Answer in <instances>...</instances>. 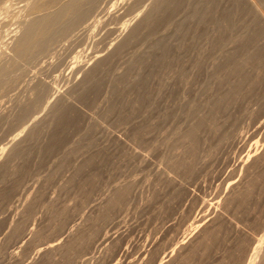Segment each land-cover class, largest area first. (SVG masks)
<instances>
[{"label":"rangeland","instance_id":"obj_1","mask_svg":"<svg viewBox=\"0 0 264 264\" xmlns=\"http://www.w3.org/2000/svg\"><path fill=\"white\" fill-rule=\"evenodd\" d=\"M263 25L264 0H0V264H264Z\"/></svg>","mask_w":264,"mask_h":264},{"label":"bare ground","instance_id":"obj_2","mask_svg":"<svg viewBox=\"0 0 264 264\" xmlns=\"http://www.w3.org/2000/svg\"><path fill=\"white\" fill-rule=\"evenodd\" d=\"M260 25H261V24H260ZM263 26H264V25H263ZM259 27H260V26H259ZM257 29H258L257 31H259V28H257ZM262 33H263V32H262ZM256 38H257V37H256ZM260 49H261V48H260ZM262 50H263V49H262ZM262 50H260V51L258 50L259 53H261ZM263 52H264V51H263ZM256 53H257V52H256ZM257 55H258V54H257ZM249 61H250V60H249ZM242 64H243V62H242ZM245 64H246V63H245ZM245 64H244V65H245ZM237 66H238V65H237ZM237 66H236V67H237ZM238 67H239V66H238ZM240 68H241V67H240ZM239 70H241V69H238V68H237V71H239ZM245 78H247V76H246V77H245V76L243 77V75H242V79L245 80ZM242 81H243V80H242ZM237 82H238V81H237ZM238 85H239V84H238ZM220 97L222 98V96H220ZM221 100H222V99H221ZM215 101H216V100H215ZM222 102H223V101H222ZM219 103H220V102H219ZM214 105H215V104H214ZM198 121H199V120H198ZM203 122H206V121H203ZM201 123H202V120H201ZM201 123H200V124H201ZM198 125H199V124H198ZM196 130H197V126L194 127V128H192V130H190V132H189L187 135H189L190 138H191V137L194 138V137L196 136V134H195V133H196ZM189 136H188V137H189ZM196 137H197V136H196ZM187 139H188V138H187ZM197 139H198V138H197ZM197 139H196V140H197ZM190 140H192V139H190ZM194 140H195V139H194ZM195 142H196V141H195ZM191 144H192V143H191ZM194 149H195V148H194ZM194 149H193V150H194ZM180 166H181V165H180ZM174 167H175V166H174ZM176 167L178 168V166H176ZM175 169H176V168H175ZM178 169H179V168H178ZM263 173H264V172H263ZM263 173H262V174H263ZM258 175H260V174H258ZM262 177H263V176H262ZM257 178H258V177H256V179H257ZM253 180H254V179H253ZM253 180H252V181H253ZM263 181H264V180H263ZM255 182H256V181H255ZM251 184H252V182H251ZM252 185H253V184H252ZM255 185H256V184H255ZM255 185H253V186H255ZM251 187H252V186H251ZM253 188H254V187H253ZM248 189H249V188H247V191H248ZM249 191H250V190H249ZM244 192H245V191H244ZM250 192H251V191H250ZM246 194L249 195V193H246ZM246 194H245V195H246ZM118 195H119V194H118ZM237 196H239V195H237ZM250 196H251V195H250ZM112 198H113V197H112ZM120 198H121V197H120ZM239 199H240V198H239ZM246 199H247V198H246ZM248 200H249V199H248ZM248 200H247V201H248ZM230 202H231V201H230ZM234 202H235V200H234ZM120 203H121V202H120ZM112 204H113V203H112ZM109 206H110V204H109ZM112 206H113V205H112ZM183 227H184V226H183ZM206 233H207V232H206ZM217 233H218V232H217ZM213 234H214V233H212V235H213ZM207 235H208V234H207ZM205 236H206V234H205ZM206 237H208V236H206ZM209 237H210V236H209ZM217 237H218V236H217ZM210 238H211V237H210ZM210 238H209V239H210ZM212 239H213V238H212ZM83 240H84V239H83ZM210 240H211V239H210ZM80 241H81V240H80ZM200 242H203V241H200ZM208 242H211V241L208 240ZM214 242H215V241H214ZM73 245H74V244H73ZM200 245H201V244H200ZM205 245H206V244H205ZM207 245H208V244H207ZM212 245H213V244H212ZM212 245H211V246H212ZM208 246H210V245H208ZM211 246H210V247H211ZM70 247H71V246H70ZM204 247H205V246H204ZM202 248H203V247H202ZM209 249H210V248H209ZM205 250H206V249H205ZM205 250H204V251H205ZM239 250H240V249H239ZM238 252H240V251H238ZM233 254H234V253H233ZM235 255H236V254H235Z\"/></svg>","mask_w":264,"mask_h":264}]
</instances>
